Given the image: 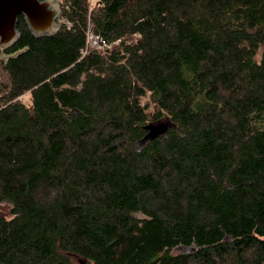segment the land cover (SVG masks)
Listing matches in <instances>:
<instances>
[{
  "label": "trees",
  "instance_id": "16d2710c",
  "mask_svg": "<svg viewBox=\"0 0 264 264\" xmlns=\"http://www.w3.org/2000/svg\"><path fill=\"white\" fill-rule=\"evenodd\" d=\"M61 8L0 61V264H264V0Z\"/></svg>",
  "mask_w": 264,
  "mask_h": 264
},
{
  "label": "water",
  "instance_id": "95a60500",
  "mask_svg": "<svg viewBox=\"0 0 264 264\" xmlns=\"http://www.w3.org/2000/svg\"><path fill=\"white\" fill-rule=\"evenodd\" d=\"M21 14L37 37L54 35L62 27L60 0H0V59L8 61L23 52L18 51L13 55L5 53L20 37L17 23ZM174 128L175 124L170 117L149 122L144 127L146 135L140 144L145 145Z\"/></svg>",
  "mask_w": 264,
  "mask_h": 264
},
{
  "label": "built area",
  "instance_id": "2783aa9c",
  "mask_svg": "<svg viewBox=\"0 0 264 264\" xmlns=\"http://www.w3.org/2000/svg\"><path fill=\"white\" fill-rule=\"evenodd\" d=\"M97 0H92V3H95ZM61 21H64L67 26H71V23L69 20L63 19L61 17ZM110 44H108L103 38H101L100 35L96 34L94 32V28L92 25H89L88 30H87V43L86 47L82 50L83 56L88 54L91 49H97L100 51H107L111 49Z\"/></svg>",
  "mask_w": 264,
  "mask_h": 264
},
{
  "label": "rangeland",
  "instance_id": "374dc122",
  "mask_svg": "<svg viewBox=\"0 0 264 264\" xmlns=\"http://www.w3.org/2000/svg\"><path fill=\"white\" fill-rule=\"evenodd\" d=\"M1 60H3V59L1 58L0 61ZM28 100H29V95H26L25 101H28ZM148 100H149L148 97L147 98H143L142 99L143 104H146L148 102ZM149 111H150V109H149ZM0 216H6V217H10L11 216V207L8 204H1L0 205ZM187 251H190V248L189 247H185V246L177 247L174 250L175 253H183V252H187ZM66 256L70 259V261L73 264H83L82 263L83 259L78 257V256H76V255H66Z\"/></svg>",
  "mask_w": 264,
  "mask_h": 264
}]
</instances>
